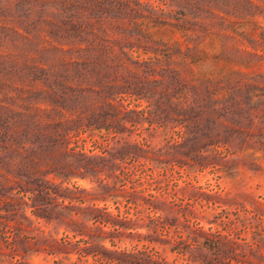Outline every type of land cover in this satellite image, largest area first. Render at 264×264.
<instances>
[{
    "label": "trees",
    "instance_id": "1",
    "mask_svg": "<svg viewBox=\"0 0 264 264\" xmlns=\"http://www.w3.org/2000/svg\"><path fill=\"white\" fill-rule=\"evenodd\" d=\"M161 1L0 0V263L43 253L55 264H261L248 253L262 256V201L193 184L168 199L143 184L158 163L258 165L261 73L186 77L150 28L219 39L226 59L249 66L264 53L262 0ZM143 122L172 134L159 147L132 137ZM230 205L242 213L230 218Z\"/></svg>",
    "mask_w": 264,
    "mask_h": 264
},
{
    "label": "rangeland",
    "instance_id": "2",
    "mask_svg": "<svg viewBox=\"0 0 264 264\" xmlns=\"http://www.w3.org/2000/svg\"><path fill=\"white\" fill-rule=\"evenodd\" d=\"M144 1V0H143ZM152 4L166 7V4L161 0H149ZM174 3L172 2L171 5ZM262 24H264V0H262V13L256 17ZM150 33L153 40L160 41L169 45L171 49L168 51L171 52V61L172 66L178 68L181 71L182 75L186 77L189 76H201L202 74H214L220 69L228 68H242L243 70L249 71L251 73H261L260 80H262V86H264V53L262 52V58L256 60L255 64L249 66H244L238 62H233L228 60L222 54L221 41L219 39L211 40L209 37H202L200 39L189 38L186 35H183L177 30L170 28H159L153 27L150 28ZM164 47V45H160ZM243 46V45H241ZM247 48H250L249 45ZM176 49V50H175ZM165 52V51H164ZM137 54V52H133ZM149 53H141L142 56H147ZM209 62L210 65L203 66L202 64ZM123 99L121 100L123 104H128L129 107H135L137 109L147 108L148 99L144 97H129L122 95ZM264 91L262 90V117L255 120L256 126L262 125V149L256 148L255 155L259 158L257 159L258 165H242L239 166L230 165V167L224 170H217L211 166L204 168H196L190 165H178V164H160L158 163L154 166L152 173L153 182L148 185L146 182L144 186H149V189L153 192H161L166 190L164 193L168 199L176 197L174 193H179V188L187 184L201 185L205 189L212 188L217 190L222 194L227 193L229 196L238 195L240 193H245V204L250 205V200L255 199L262 201V225L260 226L262 232V245L259 246V251L262 254L261 257L251 256V252L248 255L254 258L255 261L261 262L264 264ZM262 120V122H261ZM147 122H143L142 127L134 130L132 137L140 139L142 136L148 137L150 143L156 147L163 146L167 139L172 134V130L169 132H164L161 127H156V130H151L150 128H145ZM154 125H156L154 123ZM179 126H175L172 129H178ZM81 138H85L83 142L84 147L93 148V138L97 137L96 135L90 136L87 132L80 134ZM98 138V137H97ZM171 139H179L178 134L173 133ZM259 143H257V146ZM94 150H98V147H95ZM249 151H253V148H249ZM165 164V165H164ZM149 178L148 176L143 177V180ZM76 183L90 187L93 183L89 179L77 178ZM129 184V183H128ZM157 188H156V187ZM159 187V189H158ZM98 204L102 205L106 203L110 209H114V205L111 200L97 201ZM239 208V207H237ZM235 205H230L228 208L229 217L233 218L239 212L242 213V210H238ZM219 210V207L216 209ZM202 223L205 226H208L209 223L202 220ZM41 225L46 231H54L53 227L50 224H44L43 221L37 223ZM214 227L220 228V225L212 223ZM143 230V229H142ZM61 229L58 230L57 235H61ZM241 236L245 237V240L249 242H254V228H242L240 227ZM252 246H256L255 243ZM160 248V247H158ZM248 250V249H247ZM169 256H173L169 251H166ZM75 257V254L72 255ZM30 264H55L53 261V256L45 255L43 253L33 254L29 257ZM183 263V262H182ZM4 264V263H0Z\"/></svg>",
    "mask_w": 264,
    "mask_h": 264
},
{
    "label": "water",
    "instance_id": "3",
    "mask_svg": "<svg viewBox=\"0 0 264 264\" xmlns=\"http://www.w3.org/2000/svg\"><path fill=\"white\" fill-rule=\"evenodd\" d=\"M202 65H203V66H208V65H210V63H209V62H205V63H203Z\"/></svg>",
    "mask_w": 264,
    "mask_h": 264
}]
</instances>
